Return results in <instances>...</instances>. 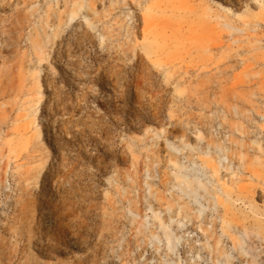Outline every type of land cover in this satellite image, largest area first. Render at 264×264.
Segmentation results:
<instances>
[{"label":"rangeland","instance_id":"1","mask_svg":"<svg viewBox=\"0 0 264 264\" xmlns=\"http://www.w3.org/2000/svg\"><path fill=\"white\" fill-rule=\"evenodd\" d=\"M144 17L168 46L144 49ZM263 138L264 0H0V264H264L243 231L264 229ZM210 156L238 171L235 247L176 211L220 209Z\"/></svg>","mask_w":264,"mask_h":264},{"label":"bare ground","instance_id":"2","mask_svg":"<svg viewBox=\"0 0 264 264\" xmlns=\"http://www.w3.org/2000/svg\"><path fill=\"white\" fill-rule=\"evenodd\" d=\"M142 27H141V29H140V31H141V33L142 34H146V35H148L151 39H150V42H148L147 44H145V47H144V49L147 51L151 46H152V43H153V40H161V42H162V45H164V46H168L169 45V41H171V39L168 37V36H165V34L163 33V31H161V30H159L158 28H156V27H154V26H151L150 25V23H149V21L147 20V18H143L142 19ZM177 28H179V29H182V27L180 26V25H178L177 26ZM183 33H185L186 34V32H183ZM192 35L193 36H200L201 38H203L204 37V33H203V31H200V32H196V33H192ZM198 47H202V48H206L207 46L205 45V43L204 42H200L199 44H198ZM136 50V49H135ZM138 55V54H137ZM139 56H141V55H139ZM136 57V56H135ZM139 60V59H138ZM143 60V59H142ZM135 63V62H134ZM137 63V62H136ZM145 64H146V62H145ZM130 65V64H129ZM132 65V64H131ZM134 66L133 67H135V64H133ZM147 65V64H146ZM148 67V66H147ZM131 68V67H130ZM137 69V68H136ZM149 69H150V67H149ZM132 70V69H131ZM130 70V71H131ZM129 71V72H130ZM131 73V72H130ZM133 74V73H132ZM131 76V75H130ZM181 84V83H180ZM179 100V99H178ZM199 100V99H198ZM199 105H201V104H199ZM204 106V105H203ZM206 106V105H205ZM202 107V106H201ZM237 113V112H236ZM187 116H189V115H187ZM192 116V115H191ZM196 117V116H195ZM194 117V118H195ZM185 118V117H184ZM198 118H199V116H198ZM190 119H191V117H190ZM185 120V119H184ZM195 120V119H194ZM208 120V119H207ZM187 122H188V119H187ZM200 122H203V121H200ZM208 122V121H207ZM196 123V122H195ZM204 123V122H203ZM202 123V124H203ZM206 123V122H205ZM180 124V123H179ZM190 124H191V122H190ZM189 124V125H190ZM197 124V123H196ZM182 125V124H181ZM184 125V124H183ZM195 125V124H194ZM204 125H206V124H204ZM178 126V125H177ZM185 126H186V124H185ZM192 126V125H191ZM191 126H189V127H191ZM179 128V127H178ZM183 128V127H182ZM181 128V129H182ZM192 128V127H191ZM199 128V127H198ZM197 128V129H198ZM203 128V127H202ZM237 127H235V129H236ZM179 130V129H178ZM186 130V129H185ZM184 130V131H185ZM197 131H199V130H197ZM251 131V130H250ZM178 132V131H177ZM187 132H188V130H187ZM185 133V132H184ZM189 133V132H188ZM179 135V134H178ZM183 135V134H182ZM188 135V134H187ZM190 135V134H189ZM207 135V134H206ZM212 135V134H211ZM233 135V134H232ZM244 135V134H243ZM181 136V135H180ZM186 136V135H185ZM188 137V136H187ZM204 137V136H203ZM206 137V136H205ZM213 137V136H212ZM221 137H223V136H221ZM263 137V136H262ZM218 138V137H217ZM210 139V138H209ZM208 139V140H209ZM219 139V138H218ZM228 139V138H227ZM262 139V138H261ZM264 139V138H263ZM212 140V139H211ZM215 140H217V139H215ZM222 140V139H221ZM231 140V139H230ZM213 141V140H212ZM224 141V140H223ZM226 141V140H225ZM200 142V141H199ZM204 142V141H203ZM207 142V141H206ZM229 142H231V141H229ZM242 142V141H241ZM241 142H240V145H241ZM212 143V142H211ZM215 143V142H214ZM217 143V142H216ZM215 143V144H216ZM220 143V142H219ZM1 144H2V142H1ZM202 144V143H201ZM201 144H199L200 146H201ZM232 144V143H231ZM236 144V143H235ZM203 145H205L204 143H203ZM207 145H208V142H207ZM246 145H248V144H246ZM211 146V145H210ZM215 146H217V145H215ZM230 146V145H229ZM237 146V145H236ZM198 147V146H197ZM219 147V146H218ZM221 147V146H220ZM226 147V146H225ZM234 147V146H233ZM238 147V146H237ZM241 147L244 149V147L241 145ZM250 147V146H249ZM201 148H202V146H201ZM206 148H207V146H206ZM212 148H214V147H212ZM197 149V148H196ZM199 149V148H198ZM197 149V150H198ZM217 149V147H215V150ZM222 149V148H221ZM238 149V148H237ZM250 149V148H249ZM252 149V148H251ZM250 149V150H251ZM205 150V149H204ZM204 150H202L203 152H205ZM208 150V149H207ZM214 150V151H215ZM219 150V149H218ZM224 150V149H223ZM235 150V149H234ZM188 151H190V150H188ZM187 151V153H190V152H188ZM202 151H200V152H202ZM214 151H212V152H214ZM222 151V150H221ZM224 151H226V150H224ZM229 151H231V150H229ZM237 151V150H236ZM193 152V151H192ZM195 152V151H194ZM194 152H193V154H194ZM202 152V153H203ZM219 152V151H218ZM218 152H217V154H218ZM248 152V151H247ZM227 153V152H226ZM237 153V152H236ZM239 153V152H238ZM208 154H210V153H208ZM222 154V153H221ZM240 154H241V152H240ZM246 154V153H245ZM195 155V154H194ZM214 155V154H213ZM225 155V154H224ZM229 155V154H228ZM228 155H226V156H228ZM232 155H234V153H232ZM250 155V154H249ZM189 156V155H188ZM188 156H186V157H188ZM191 156V155H190ZM222 156V155H221ZM220 156V157H221ZM235 156V155H234ZM233 156V157H234ZM239 156V155H238ZM196 157V156H195ZM232 157V156H231ZM243 157V156H242ZM247 157V156H246ZM189 158V157H188ZM197 158V157H196ZM215 158V157H214ZM212 156H210V157H208V158H206V160H205V163H206V168H205V170L206 171H208V173H210V175L214 178V180H215V182L219 185V188L217 189V188H215V189H213L212 191L210 190V191H206V192H209V194L208 195H210V196H212V197H215V199H216V201H217V203H218V205H220V209H217V211H215V215H214V217H210V216H207V215H205L204 214V212L202 213V211H199L198 210V214H196V211L194 210L195 208H193V206L191 207L190 205H188L186 202H183L181 199H180V197L178 196V197H176L177 199V202H175V204L177 203L178 205L176 206L177 208V210L176 211H178V213L180 214V216H181V218H184V217H186L187 218V220H186V224L185 225H188V227L190 228V229H193V230H199V229H201V232L199 231V233H201L200 234V236H201V238L204 240V242L206 243V244H209V242H211V243H213L214 245L218 242V240L216 239V237H214V238H212V233L213 232H216V227H218V226H220V228H221V236L222 235H225V237L229 240V242L235 247L237 244H238V242H239V239H242V237L240 236V237H236L234 234H236V232H241V230H242V226L244 225V222L242 221V220H239L238 218H235L236 216H234V215H232V212H231V200H230V198H231V196L233 195V193H235V192H239V193H235L237 196H239V194H240V192H241V187L242 186H240V185H238V184H235V181L234 180H231L230 179V173H231V175H233V176H235L234 178H236L237 179V175H238V171L237 170H232L231 172H224V170H226L228 167H227V164L225 165V164H223V162L222 163H220V161L219 162H217L215 159H214ZM222 158V157H221ZM227 158V157H226ZM250 158V157H249ZM193 159V158H192ZM238 159V158H237ZM244 159V158H243ZM227 160V159H226ZM242 160V159H241ZM190 161V160H189ZM197 162V161H196ZM227 163H228V161H226ZM246 163V162H245ZM241 164V163H240ZM200 165V164H199ZM242 166H244L245 167V165H243V164H241ZM201 166V165H200ZM231 167V166H230ZM233 168V167H232ZM237 169V168H236ZM244 169V168H243ZM178 170H180V169H178ZM204 170V169H203ZM205 171V172H206ZM242 171V170H241ZM180 172H181V170H180ZM204 172V171H203ZM255 172V171H254ZM189 173V172H188ZM190 173H191V171H190ZM207 173V172H206ZM207 173V174H208ZM182 174V173H181ZM184 174V173H183ZM198 174V173H197ZM207 174H206V176H207ZM250 174V173H249ZM186 175H189V174H186ZM185 175V176H186ZM177 177H180V176H182V175H180V174H178V175H176ZM191 176V175H190ZM209 176V175H208ZM207 176V178H210V177H208ZM188 178V177H187ZM213 178H211V180L213 179ZM210 180V181H211ZM240 180V179H239ZM179 182L180 183H182V185H184V187H182V188H180V190L181 191H184V189L186 188V185H188V186H192L193 187V189L194 188H197V187H199L198 185L200 184V185H204V183H201L202 181H201V179H197L196 181L195 180H186V179H179ZM184 183V184H183ZM185 183H187V184H185ZM209 183H211V182H209ZM215 183V184H216ZM215 184H214V186H215ZM208 186V185H207ZM206 186V187H207ZM233 188V189H232ZM201 188H199V190H200ZM205 190H207L206 188H205ZM192 191V190H191ZM180 192V191H179ZM199 192V191H198ZM197 192V193H198ZM205 192V191H204ZM205 192V193H206ZM186 193V192H185ZM188 193H190V192H188ZM187 193V194H188ZM194 193V192H193ZM200 193V192H199ZM191 194V193H190ZM196 194V193H195ZM195 194H193V195H195ZM203 194V193H202ZM186 195V194H185ZM196 195H198V194H196ZM196 195H195V197H196ZM177 196V195H176ZM183 196V195H182ZM181 196V198H183ZM187 196V195H186ZM202 197L203 196H206V194H204V195H201ZM189 197H191V195L189 196ZM237 198H239V197H237ZM208 199V198H207ZM188 201H189V199H187ZM186 200V201H187ZM191 200V199H190ZM175 201V200H174ZM194 202H196V204H197V201L195 200ZM193 202V203H194ZM201 202H202V200H200V204H201ZM203 202H204V200H203ZM206 202H207V200H206ZM209 203V202H208ZM212 203V202H211ZM189 204H190V202H189ZM195 204V205H196ZM203 206V205H202ZM209 206H210V204H209ZM208 206V207H209ZM217 206V205H216ZM199 207H201V206H199ZM207 207V208H208ZM218 207V206H217ZM206 209V208H205ZM214 209V208H213ZM212 209V210H213ZM197 210V209H196ZM207 210H209V209H207ZM216 210V209H215ZM174 211V210H173ZM172 211V212H173ZM206 212V211H205ZM208 212V211H207ZM174 213H176V212H174ZM173 213V214H174ZM179 214H177V215H179ZM208 217L210 218V221H209V219H208ZM180 218V217H179ZM218 220H217V219ZM177 219V218H176ZM211 219H212V230L211 229H209L208 227H205L204 226V224L203 223H205V222H211ZM184 220V219H183ZM254 221H257L258 222V224L259 223H264V221L263 220H260V219H258V218H254ZM178 222V221H177ZM181 222V221H180ZM185 222V221H184ZM249 222V221H248ZM183 223V222H182ZM181 224V223H180ZM184 225V226H185ZM256 225V224H255ZM186 227V226H185ZM249 227V226H248ZM219 228V227H218ZM248 228H246V227H244L243 228V231H244V235L247 237V240L245 239V241L247 242V243H249V245L250 244H252V243H258L259 245H261L262 246V248H264V229H258L257 228V225H256V227H254V232H252V229L249 231V230H247ZM257 237V240H255L254 239V237ZM223 237V236H222ZM202 240V241H203ZM193 243V242H192ZM202 243V242H201ZM241 243V242H240ZM257 244V245H258ZM205 245V244H204ZM216 245H218V244H216ZM231 245V246H232ZM193 246V245H192ZM241 246V245H240ZM195 247V246H194ZM193 247V248H194ZM206 247H208V246H206ZM219 247V246H218ZM240 248V247H239ZM261 248V249H262ZM212 249H214V248H212ZM218 249H221V247L220 248H218ZM217 249V250H218ZM236 249H237V247H236ZM213 251V250H212ZM214 253V252H213ZM219 253V252H218ZM218 253H217V255H218ZM218 257V256H217Z\"/></svg>","mask_w":264,"mask_h":264}]
</instances>
